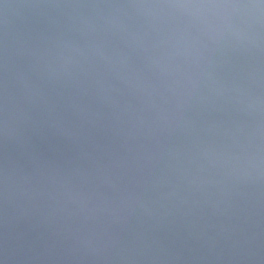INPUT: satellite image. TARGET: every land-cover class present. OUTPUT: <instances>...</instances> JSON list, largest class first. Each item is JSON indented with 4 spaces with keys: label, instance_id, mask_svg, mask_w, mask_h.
Listing matches in <instances>:
<instances>
[{
    "label": "clouds",
    "instance_id": "1",
    "mask_svg": "<svg viewBox=\"0 0 264 264\" xmlns=\"http://www.w3.org/2000/svg\"><path fill=\"white\" fill-rule=\"evenodd\" d=\"M24 6L38 10V31L19 38L6 17L0 27V144L34 161L31 171L13 158L0 165V202L13 221L39 212L60 225L70 256L92 264H181L158 230L176 220L196 230L188 218L204 207L239 219L240 189L264 187V0ZM41 124L73 145L103 130L124 155L94 144L109 159L82 152L91 169L40 162L28 134ZM132 219L140 230L111 231ZM222 231L231 260L264 259L254 236ZM16 256L10 249L0 264Z\"/></svg>",
    "mask_w": 264,
    "mask_h": 264
},
{
    "label": "water",
    "instance_id": "2",
    "mask_svg": "<svg viewBox=\"0 0 264 264\" xmlns=\"http://www.w3.org/2000/svg\"><path fill=\"white\" fill-rule=\"evenodd\" d=\"M5 2L14 7L5 11L0 6V27L3 26L6 17L8 30L19 38L40 29L38 10L24 6L28 0ZM28 135L29 152L34 153L40 162L52 166L68 168L73 163H79L84 168L91 169L90 160L79 158L82 152L90 153L94 157L103 155L104 161L107 162L108 155L97 152L94 144L110 149L117 155H124V150L120 147L121 141L103 130H92L94 143L87 142L82 145L69 143L44 124L30 131ZM8 158L15 159L26 170L31 171L34 167V161L29 159L22 149L0 144V165ZM240 192L242 195L235 196L233 200L234 204L246 209L238 214L239 219L233 215L232 209L221 214L204 207L196 217L188 218L196 220L198 225L196 230H191L187 221L176 220L175 223L158 230L155 235L173 252H179L184 257L181 264H240L230 259L231 240L227 238L230 233L222 231L238 227L244 234L255 237L253 250L259 257L264 258V187L241 188ZM13 215V210L0 202V256L15 248L17 256L14 264H92L91 261H82L67 253L66 249L70 247V242L55 236L59 224L42 223L41 214L37 211H33L27 219L18 218L13 221ZM33 227L36 228L35 231L32 230ZM140 228L141 225L132 219L127 229L124 225L114 224L111 231L126 236L129 230ZM232 239H235V236ZM218 256L221 259H216ZM252 264H264V259H257Z\"/></svg>",
    "mask_w": 264,
    "mask_h": 264
}]
</instances>
